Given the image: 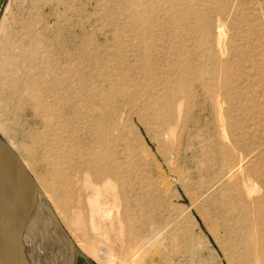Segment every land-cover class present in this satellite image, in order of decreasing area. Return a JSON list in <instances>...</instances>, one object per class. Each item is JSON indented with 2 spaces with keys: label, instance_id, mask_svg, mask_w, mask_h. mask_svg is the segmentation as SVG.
Wrapping results in <instances>:
<instances>
[{
  "label": "rangeland",
  "instance_id": "374dc122",
  "mask_svg": "<svg viewBox=\"0 0 264 264\" xmlns=\"http://www.w3.org/2000/svg\"><path fill=\"white\" fill-rule=\"evenodd\" d=\"M156 3L160 4L0 0V134L18 146L33 172L48 179L42 157L53 149L65 152L69 170L82 164L74 102L81 97L83 82L107 89L108 75L117 74L120 66L127 67L138 56L143 39H150L152 56L167 59L163 70L169 68L174 56L163 47L170 27L160 23L163 15ZM189 5L205 15L202 21L208 33L197 49L189 34L178 39L179 55L201 67V74L192 79L190 98L175 100L166 132L155 135L153 124H135L143 164L142 173L133 171L127 191L126 205L136 211L134 215L124 217L118 190L103 193L100 200L87 195L84 176L69 208L57 209L48 202L74 243V264H264L259 257L264 157L259 158L262 153L257 149L248 152L264 141V63L259 69L254 64L260 61L264 43V0H192ZM147 11L156 26L129 23ZM28 56L36 59L31 67ZM219 63L230 65L232 73L242 72L241 87L232 79L230 83L243 103H228L218 94ZM242 104L251 108L242 110ZM109 107L115 110L118 127L128 133L126 104L115 97ZM221 122L226 134L219 130ZM221 142L226 145L223 150ZM55 193L62 196L60 188ZM113 200L119 205L108 212V240L103 242L90 217ZM126 223L141 225L135 231L141 245L136 256H129L126 242H121ZM81 240L100 250L88 254L80 247ZM105 253L114 255L113 263Z\"/></svg>",
  "mask_w": 264,
  "mask_h": 264
},
{
  "label": "bare ground",
  "instance_id": "6f19581e",
  "mask_svg": "<svg viewBox=\"0 0 264 264\" xmlns=\"http://www.w3.org/2000/svg\"><path fill=\"white\" fill-rule=\"evenodd\" d=\"M157 1L160 3H156L157 10L163 15L160 23L170 27L166 35L168 44L163 47L165 53L169 51V54L174 56L169 62V68L163 70L162 67L167 59H157L152 56L149 47L150 39H143L145 45L139 51L138 56L135 59L133 58L127 67L123 68L120 66L117 74L108 75L110 85L107 89L101 90L99 86L94 84L92 86L83 82L81 97L74 102V105L77 106V110L74 111V119L77 122V132L80 133L76 148H78V155L82 164H78L72 170H69L66 166L65 157L67 156L64 151L60 149H53V152L48 150L47 154L42 157L48 175V179H44L41 175L32 171L26 157L19 153L18 146L2 136L6 138L5 140L16 151L34 177L42 190L43 197L45 196L50 205L53 202L57 209L70 207L74 200L75 191L76 189L79 190L78 187H80L78 185L79 178L83 180L84 176V178L87 177V180L83 181V183L86 182L87 184L85 183L86 186L83 187V190H86L84 192L87 195H95L100 200L103 193L113 194L118 190V195H120L118 202L120 203L121 201L123 203L122 212L124 213L125 211L124 217L129 218L136 212L126 205L127 191L129 190L132 174H134L133 171L142 173L141 165L143 164V159L142 157L140 159L139 152L141 145H137L139 141L135 124L137 122L142 125L146 123L153 124L154 128L152 127V129L155 135L168 130L167 123L171 120L173 109L175 108V100L183 96V99L187 101L190 98L192 79H199L201 74V67L190 64L182 55H179L178 39L189 34L192 45L197 49L204 45V37L208 33V26L202 21L205 15L199 9L190 7L189 2L192 0ZM137 22L143 23L147 28L157 25H152L150 11L136 19H132L129 23L134 25ZM259 32L260 30L257 31L258 37L260 36L258 35ZM253 46L255 47V45ZM258 53L260 61L259 63L254 62L257 69L264 63L263 42ZM243 56L250 57L246 54H243ZM29 60L30 67L36 63L34 56L32 59L29 57ZM9 62L7 61L6 63L8 69L10 67ZM20 66V62H16V68L19 69ZM217 66H219L218 69L216 68ZM215 69H217L222 78L218 94L222 95V98L228 103H243V96L234 95L231 91L232 85L230 83L232 79L235 86L241 87L239 74L242 72L235 70L232 73L230 65L222 63L216 65ZM8 73V80L13 83L14 76L10 72ZM159 74H163V76L159 77ZM257 81L261 82L260 79H257ZM115 97H119L127 106L128 133L118 127L114 118L115 110L109 107L111 100ZM242 108L244 110L251 107L243 105ZM228 112L229 110L227 109L226 114ZM220 119L224 120L222 116ZM219 130L226 134L224 122L219 124ZM218 145L221 150L226 148L223 142ZM260 145L249 149L248 152L251 154L254 149H257L263 155L259 156V158L264 157V141ZM81 172H84V174L78 175ZM55 188H60L61 197L56 195ZM36 199H40L39 196H36ZM118 202L113 200L106 209L100 206L99 214H91V225L98 227L99 232L103 236V242L108 240V236L107 238L105 237V234H108V230L105 227L106 218H110L108 212L113 208H117ZM139 204L140 206L143 204L142 199L139 200ZM56 207L54 208L56 209ZM37 210L39 209L34 208L32 210L30 223L24 235L20 264H74L70 242L58 231L54 224L42 226L38 223ZM69 211L71 210L69 209ZM66 215L67 213L63 211L62 216L64 219ZM117 221L120 225L124 223L121 217H118ZM140 226V224L131 223H126L124 226V238H122L121 242H126L125 246L129 256H131V253L136 256L141 251V245L135 240V231ZM259 239V257L264 261V229ZM81 241L79 243L80 247L90 255H95V252L100 250L96 246L91 247L87 242ZM104 256L113 263L115 259L113 254L105 253Z\"/></svg>",
  "mask_w": 264,
  "mask_h": 264
},
{
  "label": "water",
  "instance_id": "95a60500",
  "mask_svg": "<svg viewBox=\"0 0 264 264\" xmlns=\"http://www.w3.org/2000/svg\"><path fill=\"white\" fill-rule=\"evenodd\" d=\"M34 208L39 209L38 223L42 226L54 224L70 242L74 259L72 239L19 155L0 135V264H20L24 235Z\"/></svg>",
  "mask_w": 264,
  "mask_h": 264
}]
</instances>
